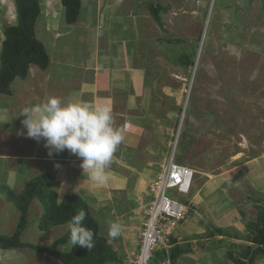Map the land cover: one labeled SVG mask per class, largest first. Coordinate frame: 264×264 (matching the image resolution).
<instances>
[{
  "label": "rangeland",
  "instance_id": "obj_1",
  "mask_svg": "<svg viewBox=\"0 0 264 264\" xmlns=\"http://www.w3.org/2000/svg\"><path fill=\"white\" fill-rule=\"evenodd\" d=\"M86 2L87 0H83V6ZM105 2L107 6L110 5L112 11H115V17L129 11L131 14L142 13L144 17L150 18L151 27L147 28L146 33L145 29L140 30L143 36L137 41V53L141 55L140 59L145 61L144 72L152 84L153 98L163 99L162 106L154 108L153 121L150 122H154V125L161 122L158 132H161L162 136L168 135V140H172L173 137L175 139L179 124L182 123L176 155L178 162L196 171L190 196L203 187L207 180L212 179V183H216V180L223 181L219 177H225L223 185L231 186H227L229 189L225 193L221 195L217 193L216 204L219 200L232 201L238 207L243 205L249 216H257L259 204L254 205V201L259 197L262 201L260 205L264 203V167L260 173L250 169L252 159L264 152V0H105ZM40 3L43 8L42 15L43 11L46 13L47 7L51 9L55 7V11L49 12L48 15H59L55 0H40ZM150 4H159L167 9L160 14L161 23L152 17L148 9ZM85 14L86 9L83 7V18L87 23L90 19L86 20ZM42 15L37 23L44 20ZM137 17L143 25L145 23L143 17L141 15ZM48 20L55 23L54 20L57 19L50 17ZM59 20H62L63 24L66 23L63 13ZM15 22L14 0H0V53L5 38L4 31ZM44 29L41 30L38 26V36L44 40L52 54L53 48L51 50L48 44L52 39H48L46 32L43 33ZM98 29L101 35L102 26ZM75 33L74 30L69 36H74ZM61 35L59 37L57 34L60 40L56 43L53 41L52 44L57 45L59 42L61 46H65L67 42L72 47L61 50V56L69 55L74 58L85 53L87 44L85 39L78 37L67 39L65 35ZM185 55L194 60L195 64L188 67L183 65L180 60ZM56 71L57 68L54 69V72ZM60 75L62 73L59 70L56 76ZM29 77L25 82L16 79L12 85L13 95L0 94V136H6L5 139H0L5 141L3 145L11 142L10 137H14L24 119L20 116L22 112L19 109L24 110L39 104L34 92L42 95V91L36 88L38 86L32 87L33 84L38 85V81ZM46 82L47 80L42 81L43 86H40L43 89H51L52 86L46 85ZM154 102L158 104L157 101ZM163 118L168 119L167 125L161 121ZM127 127L128 124L126 130ZM169 129L171 134H168ZM19 164L16 181L10 185L7 184L8 167L6 163L2 165L0 160V235H11L20 217L16 206L7 200L5 186L20 194L25 185L38 175L32 173L36 167L35 162ZM259 184L262 187H259ZM168 195L178 196L181 201L185 199L172 191ZM129 201L126 197L123 200L129 203L125 207L129 215L123 217L133 219L130 217L131 214H136L135 219H143L144 209H139L137 213L131 212ZM143 203L145 204V201ZM42 213V205L37 200L33 201L29 213V226L22 235L23 242L48 247L69 230L66 224L46 232L41 231L39 224ZM119 214L122 215L121 211H116V215ZM102 218L107 221L102 226L101 233L104 235L102 236H107L113 246L123 242V246L133 247L132 242L129 244L126 240H139L140 232L137 230L132 232L126 225L122 226L119 237L110 238L109 228L105 226H108V219L112 217L108 212L104 213ZM132 235L135 238L132 239ZM66 249L67 247H60L61 251ZM122 252H119L120 256L117 254L118 258L122 257L123 264H129L126 250L123 249ZM161 253L157 251V258ZM59 263L57 258L31 249L0 250V264ZM155 263L151 261L150 264Z\"/></svg>",
  "mask_w": 264,
  "mask_h": 264
},
{
  "label": "crops",
  "instance_id": "obj_2",
  "mask_svg": "<svg viewBox=\"0 0 264 264\" xmlns=\"http://www.w3.org/2000/svg\"><path fill=\"white\" fill-rule=\"evenodd\" d=\"M55 1L59 15H48L49 12L55 11V7L53 9L47 7L46 13L43 11L42 15L44 20L36 25L37 30L38 26L41 30L45 28L43 33L46 32L48 39H52L48 44L51 50L53 48L52 52L54 51L52 54L48 51L51 63L47 70L42 71L35 65L30 68L29 79L38 81V85L33 84L32 87L38 86L36 88L42 91V95L34 92V96L39 99L38 105L46 103L51 97H58L65 104L86 103L93 108L107 107L113 116V127L122 132L124 139L105 169L106 183L100 185L88 178V170L84 171L80 166L81 160L69 151L65 150L50 157L48 149L44 146L45 142L28 138L21 123L14 137H10L11 142L7 140L8 143L3 145L5 141L0 140V160L2 165L6 163L8 167L6 183L10 185L15 183L19 163L35 162L36 167L32 173L38 175L48 173L54 176L52 188L58 193L59 200L68 194H75L88 203L91 215L100 224L101 235L102 226L107 222L102 215L108 212L112 219H108V226H105L107 229L110 222H119L132 232L135 230L141 232L144 217L137 220L136 214H131L130 217L133 219H125L124 217L129 215L125 210L129 203L123 200L125 197L130 200L129 206L133 213L142 208L145 210L151 199L150 185L170 149L168 135L162 136V133L158 132L161 122L158 125L150 122L153 121L154 108L162 106L163 99L153 98L152 84L144 72L145 61L143 62L140 59L141 55L137 53V41L143 36L139 31L145 29L146 33L152 23L150 18L144 17L142 13L137 15L128 11L126 14H120V17H115V11L110 9V5L107 6L105 0H87L85 6L82 0L78 22L72 25L63 24L59 19L62 13L64 14V8L60 0ZM83 7L86 9V20L90 19L87 23L83 18ZM91 10L93 12H90ZM140 15L145 22L143 25L137 17ZM50 17L57 19L54 20L55 23L49 22ZM101 26L103 32L100 35L98 28ZM76 27L78 28L74 29ZM74 30L75 35L69 36ZM57 34L59 37L61 34L65 35L67 39L68 37L85 39L87 43L85 53L74 58L69 55L61 56L63 50L72 47L67 42L65 46H61L59 42L57 45L52 44L53 41L56 43L60 40ZM42 42L47 48L44 40ZM63 67L66 69L62 70ZM56 68L62 75L56 76L57 71L54 72ZM26 79L21 80L25 82ZM44 80H47L46 85L52 86L51 89H43L40 86H43ZM161 121L167 125L168 119L163 118ZM168 134H171V129L168 130ZM5 138L6 136H0V139ZM252 160L250 170L260 173L264 167V152ZM219 178L223 181L216 180L218 183H212V179H209L193 196L185 197L183 200L191 205V212L172 237L171 250L176 246L184 250L175 264H235L229 259V254L233 253L234 257L239 258L242 248L252 245L246 235L251 231V222L257 221L258 214L249 216L243 205L238 207L232 201L219 200L216 204L217 193L221 195L229 189L227 186H231L223 185L225 177ZM258 201H254L257 203L254 205L259 204L256 206L258 209L264 207V203L260 205L262 201ZM116 211H121L122 215H116ZM218 229L224 230V233L218 232ZM133 237L132 235L131 238ZM126 242L129 244L132 242L133 247H125L123 242L113 247L118 255L125 249L129 262V257L139 248V240L127 239ZM119 259L120 262L116 264H123L122 257ZM260 262H264V257L258 258L255 264H261Z\"/></svg>",
  "mask_w": 264,
  "mask_h": 264
},
{
  "label": "trees",
  "instance_id": "obj_3",
  "mask_svg": "<svg viewBox=\"0 0 264 264\" xmlns=\"http://www.w3.org/2000/svg\"><path fill=\"white\" fill-rule=\"evenodd\" d=\"M64 8V19L68 25L78 22L81 14L82 0H60ZM16 22L6 27L0 53V94L13 95L12 85L16 79H26L32 65L42 71L49 68L51 60L49 52L38 36L37 21L42 15L40 0H14ZM148 9L152 17L161 23V12L167 10L161 5L150 4ZM181 63L186 67L194 65L195 61L188 55L181 57ZM4 193L7 200L13 203L20 212L16 228L11 235H0V250H25L49 254L57 258L59 264H111L120 262L116 251L106 237L100 234V224L89 210L88 203L80 196L68 194L59 200L58 193L52 188V176L43 173L31 179L20 192L15 193L5 186ZM37 200L43 207L39 229L43 232L51 228L66 225L71 218L80 211L86 213L83 226L94 232V247L89 250L79 245L71 246L69 230L62 237L56 239L51 246H36L23 242L22 235L29 226V213L33 201ZM258 202L261 199L258 197ZM183 223V222H182ZM248 241L252 242L245 249L242 248L240 257L229 254L235 264H255L258 258L264 257V207H259L257 221L251 222ZM224 233V230L218 229ZM213 234V233H212ZM60 247H67L61 251ZM184 252L180 246L171 250L172 264H175ZM163 256L154 257L152 261L158 263ZM247 260V261H245Z\"/></svg>",
  "mask_w": 264,
  "mask_h": 264
},
{
  "label": "clouds",
  "instance_id": "obj_4",
  "mask_svg": "<svg viewBox=\"0 0 264 264\" xmlns=\"http://www.w3.org/2000/svg\"><path fill=\"white\" fill-rule=\"evenodd\" d=\"M20 116L24 117L22 124L26 129V136L37 142L43 140L50 157L67 150L81 160L80 166L84 171L88 170V178L91 181L100 185L106 183L105 169L124 139L122 132L113 127V116L107 107L93 108L86 103L65 104L60 98L51 97L46 103L25 108ZM181 127L182 123L179 124L175 139L174 134L171 136L174 143L173 139L170 140L171 152L175 151L176 163L179 164L182 163L177 161L176 145ZM195 177L194 170L189 194L180 196H190ZM184 203L189 205L187 202ZM85 219L84 211L71 218L67 225L70 232L69 240L72 247L79 245L91 250L94 247V232L83 226ZM121 229L122 225L119 222H110L108 236L112 239L119 237Z\"/></svg>",
  "mask_w": 264,
  "mask_h": 264
},
{
  "label": "built area",
  "instance_id": "obj_5",
  "mask_svg": "<svg viewBox=\"0 0 264 264\" xmlns=\"http://www.w3.org/2000/svg\"><path fill=\"white\" fill-rule=\"evenodd\" d=\"M175 157L172 150L150 185L151 199L144 210L139 248L132 253L129 264H150L157 251L162 252L163 260L155 264H172V237L182 222L187 220L191 207L168 193L189 194L194 178V170L176 163Z\"/></svg>",
  "mask_w": 264,
  "mask_h": 264
}]
</instances>
